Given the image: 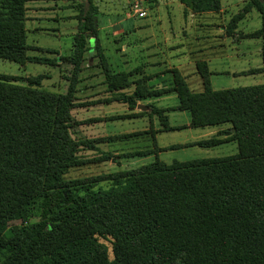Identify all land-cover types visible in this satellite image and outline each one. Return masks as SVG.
<instances>
[{"label":"trees","instance_id":"1","mask_svg":"<svg viewBox=\"0 0 264 264\" xmlns=\"http://www.w3.org/2000/svg\"><path fill=\"white\" fill-rule=\"evenodd\" d=\"M61 1L0 0L1 61L54 67L62 61L73 67L64 94L44 90L43 76H0V264H264V85L214 90L206 62L197 64L200 93L177 70L170 72V85L157 88L149 82L162 74L134 82L132 72L114 73L92 6L83 12L71 57H30L28 5ZM180 3L198 15L222 11V0ZM254 10L262 27L245 38L261 41L262 68L248 75L264 76V0H248L226 34L233 37ZM93 50L113 95L107 103L135 110L140 101L176 94L179 106L172 111L188 112L190 128L229 127L193 146L235 142L238 154L171 165L157 158L136 170L67 180L89 163L81 151H94L103 141L73 138L83 125L73 112L87 107L78 102L79 76ZM149 108L147 115L158 117L163 132L174 131L166 116L170 110Z\"/></svg>","mask_w":264,"mask_h":264},{"label":"rangeland","instance_id":"2","mask_svg":"<svg viewBox=\"0 0 264 264\" xmlns=\"http://www.w3.org/2000/svg\"><path fill=\"white\" fill-rule=\"evenodd\" d=\"M247 3V0H222L224 21L219 24L220 16L214 15L218 18L215 23L220 28L214 25L213 28L217 30L213 29V32L206 28L208 21L203 17L198 20L193 13L185 9L191 11V7L188 5L184 7L180 0H89L87 4L84 0H64L57 3H32L27 7L26 24L28 44L33 48L29 56L52 60L71 57L74 53L75 37L79 34L80 21L84 16L83 12L91 11L92 6L97 10L95 18L99 24L101 49L114 73L123 70L127 73L132 72L134 73L132 81L135 82L145 76V70L146 74L155 76L162 74L160 79L151 80L150 86L157 88L156 85H170L173 82L170 66L162 64L159 68H154L146 65L151 59L152 62L162 61L167 62L166 64L172 61L174 67L181 68L184 61L189 63L191 60L188 40L199 36L213 41L214 44L213 49L206 46L208 50L204 57H201L209 66L212 74L211 86L214 90L264 85L263 75H248L249 72L262 68V43L260 40L245 38L261 29L260 14L255 10L247 14L238 24V30L233 37H229L225 30L233 18L243 11ZM139 12H145L146 17L140 18ZM133 26L147 29L144 32L136 29L137 31L134 32ZM221 26L222 30H220ZM204 43L207 44V41ZM148 56H151L150 59ZM171 57L173 60L170 59ZM82 67L77 97L78 102L86 104L87 107L73 112L75 120L83 124L77 129L78 133L73 135V138L91 141L104 138H113V140L100 142L94 151H81L79 157L89 163L72 170L66 176L67 180L136 170L153 163L157 158L171 165L174 162L220 159L238 154V145L235 142L209 149L193 146L216 137L220 130L229 127L190 128L191 120L188 112L172 111L179 104L174 94L165 95L164 98L168 99L155 105L160 110H170L166 115L174 131L163 132V126L156 115L146 114L139 118H125L131 116L132 112L127 105L106 102L112 100L113 95L108 93L97 50L86 53ZM139 68L141 73L137 71ZM72 70L73 67L62 61L54 67L34 63L19 66L0 60V76L13 78L43 76L42 88L55 94L67 92L70 84L67 78L71 77ZM179 73L183 78L185 75H193L190 70L185 74L179 69ZM194 77L199 80L198 83L193 77L186 81L194 92L200 93L203 91L202 82L198 75ZM148 104L147 102L144 104L147 110L138 112H151ZM107 154L113 156L112 160L100 162L99 160ZM102 187L107 189L108 185L104 184ZM110 258L112 259L111 253Z\"/></svg>","mask_w":264,"mask_h":264},{"label":"crops","instance_id":"3","mask_svg":"<svg viewBox=\"0 0 264 264\" xmlns=\"http://www.w3.org/2000/svg\"><path fill=\"white\" fill-rule=\"evenodd\" d=\"M248 1V0H247ZM184 6V5H183ZM185 7V6H184ZM186 9V11H189V12H191V13H193L192 11H190V9H187V8H185ZM194 14V13H193ZM214 15H218V16H220V18H221V20H220V23L219 24H221L224 20H222V15H224V8L222 7V11H221V13H219V14H213V13H207V14H202V15H198V14H194V16L199 20V19H201V17H203L204 19H205V21H208V24L206 25V28H208V29H210V30H212V32L214 31V30H217V29H215V28H213L214 27V25L216 26V27H218V28H220L219 27V25L218 24H216L215 23V20L216 19H218V18H216V16H214ZM202 18V19H203ZM199 27V26H198ZM136 29H140L142 32H144L145 31V29H147L146 27H141V26H139L138 28H135L134 26H133V31L134 32H136L137 30ZM200 29H202V28H200ZM214 29V30H213ZM220 30H222V26H221V29ZM225 30H226V28H225ZM199 32V31H198ZM209 32V31H208ZM208 32H206V34H208ZM189 41V43H188V50H190V52H188L189 53V56L191 57V60L189 61V63H185V61L181 64V63H179V64H181V68L180 67H178V69H177V67H174L173 66V63H172V61H169V63L168 64H166L165 62H162V61H160V62H152L151 61V59H150V57L151 56H148V58L150 59V61L148 62V64L146 65V67H154V68H159V65H162V64H165V65H168V66H170V70L171 71H173V70H177V71H179V69H181L185 74L187 73V70H190V71H192V74L193 75H185V79L186 80H188L190 77H193L194 79H195V81H197V83H198V79H196L194 76L195 75H198V72H197V64L198 63H201V62H206V61H202V59H201V57L203 58L204 57V54L206 53V50H208L207 48H206V46H209V48L210 49H213L214 48V44H213V41H211V40H205V38H202V37H199V36H197L196 38H193V39H191V40H188ZM204 41H207V44H205L204 43ZM197 54H200V56H198ZM154 55V54H153ZM170 59H172L173 60V58L171 57ZM204 60V59H203ZM207 60V59H206ZM207 63V62H206ZM124 71V70H123ZM142 72V71H141ZM144 72H146L147 73V71H145L144 70ZM145 73V76H150V77H153V76H155V75H152V74H146ZM184 73H182V74H184ZM158 74V73H157ZM159 75V74H158ZM145 76H142V77H145ZM199 76V75H198ZM200 77V76H199ZM140 79V78H139ZM193 81V80H192ZM200 81H201V79H200ZM202 82V81H201ZM196 83V84H197ZM190 84V83H189ZM203 85V84H202ZM128 93H130V91H127ZM174 95H176V94H174ZM177 96V95H176ZM165 96H162V97H159L158 99H156V100H153V99H148V100H146V101H140V102H138V106H144V104L147 102V103H149L148 104V107H150V106H153V107H155V108H157L158 109V107H156L155 105H156V103H161L164 99V101H166V99H168V98H164ZM169 98H171V96L169 97ZM178 98V97H177ZM153 100V101H152ZM148 101H150V102H148ZM178 102H179V100H178ZM178 106H179V104H178ZM151 110V112H152V109H150ZM158 110H160V109H158ZM130 111H132L131 112V116H133V115H137L138 117H136V118H139V117H142V115L141 116H139L141 113H139L138 111V107H137V109H135V110H131L130 109ZM151 112H149V113H151ZM149 113H145V114H149ZM167 116V115H166ZM169 118V117H168ZM133 119V118H132ZM145 133H147V132H145ZM125 138V137H124ZM110 140H113V138H104L103 139V141L102 142H106V141H110ZM112 154V153H111ZM114 155V154H113Z\"/></svg>","mask_w":264,"mask_h":264},{"label":"built area","instance_id":"4","mask_svg":"<svg viewBox=\"0 0 264 264\" xmlns=\"http://www.w3.org/2000/svg\"><path fill=\"white\" fill-rule=\"evenodd\" d=\"M138 15H139L140 18H145L146 17V13L145 12L144 13L139 12Z\"/></svg>","mask_w":264,"mask_h":264},{"label":"water","instance_id":"5","mask_svg":"<svg viewBox=\"0 0 264 264\" xmlns=\"http://www.w3.org/2000/svg\"><path fill=\"white\" fill-rule=\"evenodd\" d=\"M261 1L263 2V0H261ZM138 110L145 111V110H147V108L144 106H138Z\"/></svg>","mask_w":264,"mask_h":264}]
</instances>
